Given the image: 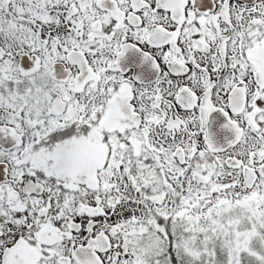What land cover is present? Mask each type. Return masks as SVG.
I'll return each instance as SVG.
<instances>
[{"label": "snow or ice", "instance_id": "obj_1", "mask_svg": "<svg viewBox=\"0 0 264 264\" xmlns=\"http://www.w3.org/2000/svg\"><path fill=\"white\" fill-rule=\"evenodd\" d=\"M0 264H264V0H0Z\"/></svg>", "mask_w": 264, "mask_h": 264}]
</instances>
